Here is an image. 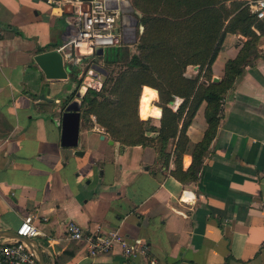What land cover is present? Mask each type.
<instances>
[{
    "label": "crops",
    "instance_id": "0c3cea01",
    "mask_svg": "<svg viewBox=\"0 0 264 264\" xmlns=\"http://www.w3.org/2000/svg\"><path fill=\"white\" fill-rule=\"evenodd\" d=\"M66 25L67 15L46 0H0V229L17 230L32 215L47 264L125 259L121 246L88 256L66 232L71 221L91 232L118 230L130 242L146 244L158 264H264V30L256 31L262 35L259 56L225 96L199 179L184 183L173 174L174 156L162 169L154 147H123L94 116L90 124L81 119L77 148L62 144L61 101L75 79L48 80L35 56L63 46ZM247 39L226 35L213 80L223 78L227 61ZM78 54L83 62L92 56L87 48ZM64 56L72 73L84 64L77 67ZM198 70L189 66L187 75ZM142 91L140 117L159 124L158 90L145 85ZM182 101L177 98L174 109ZM205 109L203 103L188 129L184 170L208 129ZM131 264L150 263L139 255Z\"/></svg>",
    "mask_w": 264,
    "mask_h": 264
},
{
    "label": "trees",
    "instance_id": "16d2710c",
    "mask_svg": "<svg viewBox=\"0 0 264 264\" xmlns=\"http://www.w3.org/2000/svg\"><path fill=\"white\" fill-rule=\"evenodd\" d=\"M247 1L132 0L138 12V26H144L137 52L131 54L128 47H121L104 57L109 64L124 62V68L116 76L109 73L101 91H88L83 100L84 121L90 124L95 116L123 147H154L162 169H169L174 156L173 174L184 183L197 181L219 128L225 96L247 65L259 56L262 35L252 28L255 15ZM259 29L263 32L264 23ZM228 33L242 34L248 39L239 55L227 61L223 78L214 81L213 64ZM96 55L97 52L92 56ZM189 66H198V73L187 75ZM79 74L80 70H76L75 80ZM145 85L158 90L157 104L163 108L159 124L152 118L140 117V97ZM177 98L183 101L174 109ZM203 103L208 129L193 152L191 166L184 170L188 129ZM173 141L175 149L171 151Z\"/></svg>",
    "mask_w": 264,
    "mask_h": 264
},
{
    "label": "built area",
    "instance_id": "2783aa9c",
    "mask_svg": "<svg viewBox=\"0 0 264 264\" xmlns=\"http://www.w3.org/2000/svg\"><path fill=\"white\" fill-rule=\"evenodd\" d=\"M60 8L67 15L65 43L59 49L79 64L83 57L78 51L87 48L93 55L98 48H119L125 44V38L131 39L134 17L130 14V0H46ZM255 15L253 29L261 32L259 25L264 23V0H248ZM19 235L34 238L39 228L34 217L28 215L16 230ZM67 234L81 244L88 256H98L122 247V264H131L139 255H144L150 264H158L150 253L149 247L138 246L130 242L118 230L91 232L71 221L67 224ZM0 264H40L38 257L24 242L15 238H0Z\"/></svg>",
    "mask_w": 264,
    "mask_h": 264
},
{
    "label": "water",
    "instance_id": "95a60500",
    "mask_svg": "<svg viewBox=\"0 0 264 264\" xmlns=\"http://www.w3.org/2000/svg\"><path fill=\"white\" fill-rule=\"evenodd\" d=\"M134 8L131 7L130 12ZM138 20L136 19L134 25L131 28V31L134 35L133 40H128L125 38V42L136 43L138 40ZM99 53L103 54V51ZM63 52L59 48L51 49L42 53H39L35 56V61L44 71L48 80H57V79H67L71 74L74 76L75 72L72 73L67 67L64 58ZM102 73L105 77L109 74V71L94 64L92 66V73L87 75L79 90L76 92V95L71 99L64 101L62 107V144L64 146L77 148L79 146V134H80V124L82 119V109H83V100L85 99L88 91L90 89L99 91L103 87V82L96 78V73ZM77 80V79H76ZM218 77L214 78V81H219ZM49 86L50 83L46 82L45 86ZM41 99H45V95L41 96ZM160 109V113H161ZM102 139L105 138L104 135L101 136ZM114 143L113 140L110 141ZM77 155H84L83 150L77 149L75 152ZM0 238H15L21 242L26 243L38 257L40 264H47L45 256L39 248L37 241L34 238H27L25 236L19 235L16 230L9 229H0Z\"/></svg>",
    "mask_w": 264,
    "mask_h": 264
},
{
    "label": "rangeland",
    "instance_id": "374dc122",
    "mask_svg": "<svg viewBox=\"0 0 264 264\" xmlns=\"http://www.w3.org/2000/svg\"><path fill=\"white\" fill-rule=\"evenodd\" d=\"M131 2V1H130ZM132 4V2H131ZM133 13V14H132ZM138 12L137 10H133L131 11V15L134 17V19H137L138 20V16H137ZM138 24H139V21H138ZM139 27V26H138ZM140 33H142V29L141 28H138V40L135 44H126L124 46H121V47H128L129 51L131 54L137 52V43L139 41V35ZM119 47V48H121ZM83 49H86V48H83ZM118 48H98L96 50L97 52V55L95 57L93 56H90V60L88 62L82 60V62L84 63L83 66H81V68L79 69L80 70V74H79V77L78 79H82V82L84 80V78L91 74L92 73V66L94 64L106 69L109 71L110 74H113L114 76H116L119 71H121L123 68H124V62H118V63H115V64H109L105 61L104 57H106L107 55L109 54H115L116 51H117ZM100 51H103V54L99 53ZM92 58V59H91ZM80 62V63H82ZM80 66L79 64H77V67ZM96 78L101 80V82H103V87L105 86V84L107 83V76L105 77L102 73H96ZM75 80V87L63 98V100L61 101V107H63V104H64V101H66V99H68L69 95L74 91V90H79L80 88V84L82 85V82H79V80ZM111 86V83L109 84ZM109 86V87H110ZM102 87V89H103ZM102 89H100L99 91H101ZM76 91V92H77ZM143 92V91H142ZM63 93L59 94V95H62ZM75 94V93H74ZM73 94V95H74ZM76 95V94H75ZM91 95V94H90ZM142 95V94H141ZM95 117V116H94Z\"/></svg>",
    "mask_w": 264,
    "mask_h": 264
},
{
    "label": "clouds",
    "instance_id": "9594fccd",
    "mask_svg": "<svg viewBox=\"0 0 264 264\" xmlns=\"http://www.w3.org/2000/svg\"><path fill=\"white\" fill-rule=\"evenodd\" d=\"M145 91H146V89H145ZM154 95H156V93H154ZM145 112H146V108H145ZM161 113H160V111L159 110H157L156 112H155V115L156 116H159ZM146 118V117H145Z\"/></svg>",
    "mask_w": 264,
    "mask_h": 264
},
{
    "label": "snow or ice",
    "instance_id": "6c2138e0",
    "mask_svg": "<svg viewBox=\"0 0 264 264\" xmlns=\"http://www.w3.org/2000/svg\"><path fill=\"white\" fill-rule=\"evenodd\" d=\"M151 90H149V89H146V92H150ZM152 95H154V93H152Z\"/></svg>",
    "mask_w": 264,
    "mask_h": 264
},
{
    "label": "flooded vegetation",
    "instance_id": "af4514ba",
    "mask_svg": "<svg viewBox=\"0 0 264 264\" xmlns=\"http://www.w3.org/2000/svg\"><path fill=\"white\" fill-rule=\"evenodd\" d=\"M81 82H82V81H81ZM80 86H81V84H80ZM75 94H76V93H75ZM74 96H75V95H74ZM74 96H73V97H74Z\"/></svg>",
    "mask_w": 264,
    "mask_h": 264
}]
</instances>
